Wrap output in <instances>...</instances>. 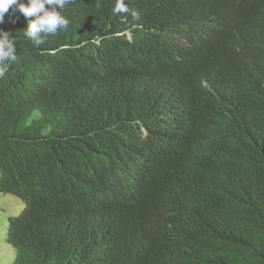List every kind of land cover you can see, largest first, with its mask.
Returning <instances> with one entry per match:
<instances>
[{
    "label": "clouds",
    "instance_id": "clouds-1",
    "mask_svg": "<svg viewBox=\"0 0 264 264\" xmlns=\"http://www.w3.org/2000/svg\"><path fill=\"white\" fill-rule=\"evenodd\" d=\"M52 43L60 46L51 53L74 59L38 64ZM252 48L262 56L248 61ZM119 62L149 72L121 91L105 78ZM218 62L223 77L211 81L205 65ZM253 64L261 104L264 0H0V174L31 189L32 228L58 239L65 264H140L167 250L172 228L201 241L197 223L219 202L218 178L264 163V136L233 107ZM84 73L97 79L85 82ZM199 83L206 94L191 100L189 86ZM67 90L77 91V108L38 106ZM99 109L115 114L112 125L98 117L93 127L89 113ZM0 196L18 200L16 214L0 217L6 234L24 203ZM116 199L113 211L93 216ZM46 206L60 213L47 216ZM108 249L119 252L100 255Z\"/></svg>",
    "mask_w": 264,
    "mask_h": 264
},
{
    "label": "trees",
    "instance_id": "trees-1",
    "mask_svg": "<svg viewBox=\"0 0 264 264\" xmlns=\"http://www.w3.org/2000/svg\"><path fill=\"white\" fill-rule=\"evenodd\" d=\"M73 6L66 7L68 16H72ZM58 43L45 45L41 48L37 63L42 59L69 60L73 55L66 53H51L59 48ZM262 53L257 48L248 49L244 57L253 61L261 57ZM169 58V56H168ZM222 63L205 65V72L211 81L223 77ZM198 67L199 65H195ZM252 75L249 79L239 80L236 85V95L233 100L235 112L250 118L255 127L256 136H264V102L259 104L254 95L260 92L262 76L256 65L249 66ZM23 77L24 73L20 70ZM144 72L149 68L141 67L132 63L119 62L105 75L108 82L116 85L121 91L133 88ZM188 82H202L207 77L193 73L182 72ZM82 78L85 82L97 79L95 73H84ZM28 81V79L26 80ZM33 87H38L34 85ZM191 100H196L206 94L201 83L189 86ZM38 103L44 113H50L58 107L61 110L77 108L78 93L76 90H67L51 99ZM26 99L24 100V103ZM93 127H97V118L103 117L113 124L115 114L104 109L89 113ZM112 121V122H111ZM106 131V128H104ZM218 204L208 214L202 216L197 223V230L202 240L192 239L190 233H185L178 228L169 231V246L167 250L162 247L156 248L155 257H145L140 264H264V163L258 171L252 173L238 170L236 174L229 176L223 174L215 184ZM0 192L14 193L24 203L23 209L16 216L7 219L6 234L1 238L10 246L6 250L11 251V259L3 264H65L59 254V241L54 238L44 237L32 228L30 211L33 207L34 196L31 189L24 182H16L5 172L0 174ZM192 196H182V200H189ZM118 199L104 203L101 209L93 216L102 218L115 209ZM43 212L47 216H57L59 209L46 206ZM3 223L0 225V231ZM116 249H108L100 252L101 256H110L118 253ZM132 254H141L134 249Z\"/></svg>",
    "mask_w": 264,
    "mask_h": 264
},
{
    "label": "rangeland",
    "instance_id": "rangeland-1",
    "mask_svg": "<svg viewBox=\"0 0 264 264\" xmlns=\"http://www.w3.org/2000/svg\"><path fill=\"white\" fill-rule=\"evenodd\" d=\"M16 203H18V200L13 196H0V217L7 216L10 213L16 214ZM1 223L2 221L0 222V225ZM1 237L0 234V264H3L2 262H8L11 257L7 251L1 252L8 248V244Z\"/></svg>",
    "mask_w": 264,
    "mask_h": 264
}]
</instances>
